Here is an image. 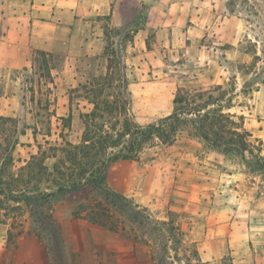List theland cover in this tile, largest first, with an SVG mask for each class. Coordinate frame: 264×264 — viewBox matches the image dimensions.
<instances>
[{
  "label": "rangeland",
  "instance_id": "obj_1",
  "mask_svg": "<svg viewBox=\"0 0 264 264\" xmlns=\"http://www.w3.org/2000/svg\"><path fill=\"white\" fill-rule=\"evenodd\" d=\"M227 1L146 0L127 26L99 20L108 56L129 81L130 121L158 124L184 92L212 94L223 100L210 108L222 104L250 134L245 153L183 132L97 179L69 160L81 145V114L92 109L72 90L103 76L107 55L52 53L49 104L36 85L32 100L31 62L28 71L0 67V264H235L264 245V85L245 93L249 29ZM141 27L146 34L135 36Z\"/></svg>",
  "mask_w": 264,
  "mask_h": 264
},
{
  "label": "trees",
  "instance_id": "obj_2",
  "mask_svg": "<svg viewBox=\"0 0 264 264\" xmlns=\"http://www.w3.org/2000/svg\"><path fill=\"white\" fill-rule=\"evenodd\" d=\"M226 8L231 14L242 15L249 29V33L245 36L247 49L242 51L253 57L252 65L246 71V74L253 73L252 79L245 84V93H247V85L252 86L258 83L264 85V0H228ZM104 33L107 35L106 29ZM108 49L107 44L104 52L108 57L106 73L103 76L92 78L85 84L80 83L79 87L72 90L92 106L90 111L81 114L85 129L81 145L73 147L69 155L73 167L85 171L84 174L90 176L95 174L97 179L99 176L101 180H105L106 169L111 163L137 158L156 139L172 144L183 132L190 137L203 140L221 152L235 150L245 153L247 151L246 137L250 134L246 131L242 133L237 127L232 126L234 115L224 113L222 104L215 109L210 108L215 102L223 100L214 98L212 94L205 99L203 92H184L174 100L179 107L174 114L162 119L158 124L146 127L135 125L126 117L131 104L127 75L122 69H116L113 66L112 59L108 56ZM53 59L52 53L41 50L33 51L31 61L33 77L30 79L31 87L29 88L33 96L32 100L36 85L42 98L47 96L45 103H50ZM259 62L262 65L256 69ZM23 70L28 71V68ZM222 89V86L216 87L220 98L225 95ZM231 100L229 98L228 102ZM70 101L72 102V99ZM258 158L262 159L261 156ZM101 160H104V164L98 166ZM103 224L106 225L105 222Z\"/></svg>",
  "mask_w": 264,
  "mask_h": 264
},
{
  "label": "crops",
  "instance_id": "obj_3",
  "mask_svg": "<svg viewBox=\"0 0 264 264\" xmlns=\"http://www.w3.org/2000/svg\"><path fill=\"white\" fill-rule=\"evenodd\" d=\"M146 0H0V67L28 68L33 51L55 53L63 48L70 57L102 56L105 31L133 23ZM139 28L135 36H144ZM72 59V58H71ZM220 223L218 229H222ZM258 240L264 242V232ZM235 264H264V245Z\"/></svg>",
  "mask_w": 264,
  "mask_h": 264
}]
</instances>
